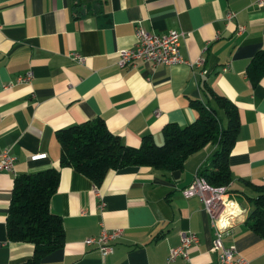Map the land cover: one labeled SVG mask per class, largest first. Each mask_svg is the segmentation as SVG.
<instances>
[{
	"label": "crops",
	"instance_id": "1",
	"mask_svg": "<svg viewBox=\"0 0 264 264\" xmlns=\"http://www.w3.org/2000/svg\"><path fill=\"white\" fill-rule=\"evenodd\" d=\"M254 2L0 0V151L14 157L11 171L0 170V264H18L32 252L30 243L6 239L12 179L47 167L59 171L48 209L61 219L64 242L39 264H164L168 249L188 230L197 236L188 260L169 264H216L210 217L198 196L181 193L209 162L212 145L187 156L180 170L127 166L107 171L94 185L71 167H58L54 137L58 128L99 116L127 146H138L144 134L160 143L165 123L183 126L196 116L189 101L205 102L201 81L232 102L239 118L225 196L240 213L229 219L222 242L249 264H264V240L244 223L246 196L264 183V75L255 85L244 75L250 56L264 47V6ZM228 11L235 15L225 22ZM136 24L149 33L184 32L179 54L189 62L200 56V66L137 61L118 67L116 51L134 44ZM27 70L29 83L5 86ZM40 153L44 158L29 159ZM101 227L121 230L104 257L82 244Z\"/></svg>",
	"mask_w": 264,
	"mask_h": 264
},
{
	"label": "trees",
	"instance_id": "2",
	"mask_svg": "<svg viewBox=\"0 0 264 264\" xmlns=\"http://www.w3.org/2000/svg\"><path fill=\"white\" fill-rule=\"evenodd\" d=\"M244 75L251 85L264 75V47L250 56ZM200 86L205 102L189 101L197 111L196 116L183 126L165 123L160 130V143L144 134L138 146H127L107 129L99 116L56 129L58 167H71L99 185L107 171L127 166L180 170L187 156L212 145L209 162L197 174L210 185L227 186L230 182L227 157L239 128L237 109L205 81ZM58 175V168L47 167L12 179L5 215L6 239L32 245L29 258L18 264H39L45 254L60 248L64 242L61 219L48 209ZM252 189L255 192L252 197L246 196L250 209L244 223L264 240V183L253 185Z\"/></svg>",
	"mask_w": 264,
	"mask_h": 264
},
{
	"label": "built area",
	"instance_id": "3",
	"mask_svg": "<svg viewBox=\"0 0 264 264\" xmlns=\"http://www.w3.org/2000/svg\"><path fill=\"white\" fill-rule=\"evenodd\" d=\"M258 7L264 6V0H255ZM234 12L228 11L224 14L225 22L234 18ZM243 26L236 28V33L240 34ZM182 31L170 30L165 33L156 34L144 31L139 24L134 27L135 42L130 48H122L116 51V64L118 67L134 66L137 61L149 62L152 66L172 65L177 63L188 64L189 66H200L202 58L199 56L193 62L182 58L179 54L180 41L184 38ZM71 60L82 62L83 57L77 53H70ZM223 70L225 68H222ZM32 78L30 70L17 75L13 82H8L5 86L15 84L29 83ZM43 156L44 153L29 156L30 160ZM14 163V157L9 154L7 149L0 151V170L11 171ZM95 188V186H94ZM181 193L184 197L198 196L202 201L204 210L210 217V224L213 228V237L211 248L216 252V264H249V262L239 255L234 245H225L222 242V236L229 224V219L240 213L239 205L229 199L226 195L227 186H214L208 184L203 177L197 173L194 174L191 182L185 186ZM95 195H99L95 190ZM226 204L230 209H226ZM101 200L97 203V208L101 209ZM120 229L105 230L103 227L95 236H87L82 240L85 246H92L101 257L110 254L113 251L114 241L119 237ZM197 243V236L192 231H186L180 235L179 243L168 249L164 264H169L176 258L188 260V248Z\"/></svg>",
	"mask_w": 264,
	"mask_h": 264
},
{
	"label": "bare ground",
	"instance_id": "4",
	"mask_svg": "<svg viewBox=\"0 0 264 264\" xmlns=\"http://www.w3.org/2000/svg\"><path fill=\"white\" fill-rule=\"evenodd\" d=\"M43 156H39V157H37L36 159H39V158H42ZM226 209H230V207H229V205L228 204H226Z\"/></svg>",
	"mask_w": 264,
	"mask_h": 264
},
{
	"label": "rangeland",
	"instance_id": "5",
	"mask_svg": "<svg viewBox=\"0 0 264 264\" xmlns=\"http://www.w3.org/2000/svg\"><path fill=\"white\" fill-rule=\"evenodd\" d=\"M220 117H222V115H220ZM206 146H210V145H205L204 147H206ZM204 147H202V148H204ZM202 148H200L199 150H201Z\"/></svg>",
	"mask_w": 264,
	"mask_h": 264
},
{
	"label": "water",
	"instance_id": "6",
	"mask_svg": "<svg viewBox=\"0 0 264 264\" xmlns=\"http://www.w3.org/2000/svg\"><path fill=\"white\" fill-rule=\"evenodd\" d=\"M239 208H240V206H239Z\"/></svg>",
	"mask_w": 264,
	"mask_h": 264
},
{
	"label": "clouds",
	"instance_id": "7",
	"mask_svg": "<svg viewBox=\"0 0 264 264\" xmlns=\"http://www.w3.org/2000/svg\"><path fill=\"white\" fill-rule=\"evenodd\" d=\"M43 158V157H42Z\"/></svg>",
	"mask_w": 264,
	"mask_h": 264
}]
</instances>
